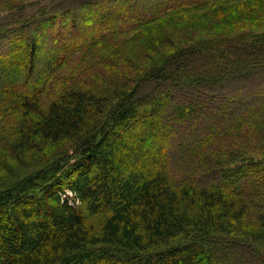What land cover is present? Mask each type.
Instances as JSON below:
<instances>
[{"label":"trees","instance_id":"trees-1","mask_svg":"<svg viewBox=\"0 0 264 264\" xmlns=\"http://www.w3.org/2000/svg\"><path fill=\"white\" fill-rule=\"evenodd\" d=\"M125 1L0 27V264H264V100L229 95L264 73V32L227 30L262 2ZM126 25L136 56L96 49Z\"/></svg>","mask_w":264,"mask_h":264},{"label":"rangeland","instance_id":"rangeland-1","mask_svg":"<svg viewBox=\"0 0 264 264\" xmlns=\"http://www.w3.org/2000/svg\"><path fill=\"white\" fill-rule=\"evenodd\" d=\"M52 1L53 0H0V27L1 28H10L13 25H15L16 21H13V20L15 19V16L17 14V12H16L17 9L19 11H23L21 15L24 14L25 16H28V17L37 16L40 12V9L42 7L47 6V5L49 7L50 3ZM126 1H125V3H126ZM129 1H131L129 3V5H132V6L135 5V4H133V2H134L133 0H129ZM260 1L263 4V10H262V15H263L264 14V0H260ZM148 5H150V4H144L142 6L146 7ZM76 7H77L76 5L72 6L70 9V12H71L72 8L75 9ZM134 7H136V6H134ZM49 9L50 8H48L47 11H49ZM66 15L67 14H65L64 16L58 17L57 26H55V28H54L56 31H58V29L61 27V25L65 26L67 24L66 18H64ZM244 20L245 19H239V20L233 19V21H234L233 26L227 30H234L237 36H240V34H246L249 32H252V33H255L258 31L264 32V22L262 24L261 21L257 20L254 23L253 22L247 23ZM11 21H13V22H11ZM152 28H153V30H152L153 37L155 36L156 38L159 37V35H155L156 33H158L159 29L161 31V28H162L163 30L166 31V27H164L163 25L161 26V28L159 27L158 31H156L154 27H152ZM32 29H34V28H32ZM133 29H134V27H132L131 25H126V26L121 27L119 29V31L116 33V35L112 34L109 36V40L107 41L108 47L105 46L108 49H105V47H102V46H99L96 49L102 50L104 55H108L110 53V51L119 47V48H121V50L125 49L127 52H132L131 55H130V53H127L131 57H132V55L136 56V53L133 52V48H131V41L135 35V33L133 32ZM160 31H159V33H160ZM226 34H228V33H226ZM52 36L53 35L51 32L49 34V37H46V38H43L42 40H40L39 46L41 48V50H40L41 54L43 52L47 51L46 49H47V46L49 44H53V37ZM56 36L60 37V34H58ZM160 41L162 43V39L159 40V43H160ZM4 50H6V49L5 48L3 49V53H5ZM162 50H163V52H167V53H172L174 51V49H171L168 46L163 47ZM102 51H98L97 53L101 54ZM137 57H135V58H137ZM82 58H83V54L76 53L74 55V57H72V59H70V61L68 62V64L65 67L58 70L57 74L59 76L78 75L79 73H81L83 71V69L87 65L85 62L82 61ZM147 64H149L148 61H147ZM260 75L261 76L256 77L255 80L242 82V84L246 88H248L247 91L250 93L249 94L250 96H247L248 95L247 93L243 94V93H240L239 91H235L234 93L229 94V95L233 96V97H242V101H241L242 104H239V105H243L245 107H251V108L254 107L256 109V107L259 106V103H261L264 100V73H262ZM238 84H241V82ZM252 84H256V85H252ZM221 103L227 104L228 106H230V108L232 107V109H235L239 106L238 103H229L225 99H223ZM262 154H264V151H260L257 155L259 156ZM259 157L262 158L263 156H259ZM68 195L70 197H72L73 193L69 189H66V194L64 195V197L65 196L68 197Z\"/></svg>","mask_w":264,"mask_h":264}]
</instances>
